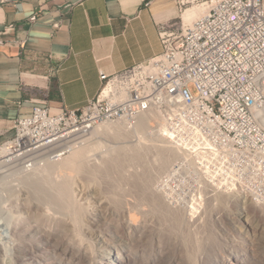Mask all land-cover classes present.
<instances>
[{
    "label": "built area",
    "instance_id": "obj_1",
    "mask_svg": "<svg viewBox=\"0 0 264 264\" xmlns=\"http://www.w3.org/2000/svg\"><path fill=\"white\" fill-rule=\"evenodd\" d=\"M207 2L193 19L159 24L162 50L146 64L101 73L103 85L82 108L52 112L35 105L18 117L7 141L15 167L60 158L102 121L124 119L135 127L155 112L181 151L165 186L178 172L197 180L196 196L243 193L264 204V0ZM150 120L155 127L156 118Z\"/></svg>",
    "mask_w": 264,
    "mask_h": 264
},
{
    "label": "rangeland",
    "instance_id": "obj_2",
    "mask_svg": "<svg viewBox=\"0 0 264 264\" xmlns=\"http://www.w3.org/2000/svg\"><path fill=\"white\" fill-rule=\"evenodd\" d=\"M203 1H207V0H196L195 3H197V2L202 3ZM185 5H187V4H185ZM192 6H194V5H192ZM195 7L192 10H187L186 12H184V16L186 17V20H189L188 19L189 13H192V12L196 13V15L194 17H192V19L201 15V13L203 11L198 14V10L195 9ZM202 8H204V6ZM186 13H188V14H186ZM103 83H105V82H103ZM188 87H189V90L193 94L197 93V90L192 83H189ZM154 115L156 117L155 113L153 115L151 113V117L149 116L150 118L148 119V123L151 121L150 119L155 118V117H153ZM112 122H114V121H112ZM114 123H118L121 125L122 122L120 123V122L115 121ZM121 126L125 127V125H123V124ZM131 129H128L127 127L125 129L121 128L120 137L117 136L118 138H116V137L113 138V136L108 135V134H111V130H110V132H108V134L103 133L102 136L100 133H99L100 135L97 133L99 135L98 136L96 134L97 137L94 134H92V135L90 134V137L86 140V142L84 144L78 146V147H82L83 145L88 144L89 145L88 147L91 148V147H94L96 145L95 147L97 148V152H96V148H91L92 151H90V149L88 148V151L91 152V153L90 152L89 153L92 155V156L90 155L91 159L88 161L89 170H86V171L81 170V171H78L77 173L73 172V171L68 172V173L72 174L73 177L74 176L76 177L74 180H76L78 178L77 180H79V182H81V183H79L77 181L78 183H73V182L71 183L72 184V191H75L74 196L76 195V198H74V199L68 198V203L65 201L66 200L65 198L63 200V201H65L64 203L55 201L58 198H56V199L48 198L49 194H47L48 192L45 189V187H43V186H42L43 188L41 187L43 190L38 191L41 189L40 188L37 190L38 192H36V190L30 189V190H32V192L34 191V193H32L29 190V188H31L29 186H26V188H24L25 186H21V187H20V185L16 186L17 190H18V191L16 190V194L18 196L12 198L13 200L12 199L10 201L2 200L0 202V206H1L0 232H1V229L4 227L6 220L8 219L10 221V228H11L10 230L13 234L14 239L18 240V241L16 240L18 242V245L20 244L21 241H22L21 244L31 245L32 247L35 246L36 248H37V245H39L37 250L34 248L36 250L35 253L38 256L40 255V257L48 258L47 260L51 263L53 262V264H85V263L86 264H92V261H93L92 258L93 257H92V254H90V253H92V250H95L96 244H95V242H93L94 240L92 239L91 236H93L92 234H94L95 232L97 233V231L102 233L104 236H106L107 240L108 241L110 240L113 244H115V245L119 244V248H120L121 253H123L124 256L128 255L127 258H129V259L131 258L130 262L133 264H141V263L142 264H148L147 258L148 259L150 258V257H148V255L152 256L153 254H158L159 247H161V249H163L164 246H165L164 250H166V251L161 250L162 253L163 254L164 253L169 254L171 256H175V254H176L175 257L182 256V255H179L180 252H182V254H183V252L186 254V253L191 252V250L196 251V249L197 250L201 249L200 252H203V253H205V251H206L208 258H205L203 260L204 262L201 261V263L199 260H197V262H195L196 264H211L210 261L212 262L213 257L214 258L216 257V259H218L220 262L225 264L226 261H227V263L231 262V260H233V257L236 255L239 258L241 257L240 259L243 260L244 264H264V204H260V203L256 202L255 200L251 199V196L243 194V193H230V194L229 193L226 194L225 192L224 193L223 192L212 193L209 191L206 192V190H205L203 192L204 194H201V196H196L197 194H194L193 190L196 189L197 180L193 177H190L189 175H184V174L178 173V172L173 173V174H171V176H169V178L167 180V185L165 186L163 184L164 175L168 170H170L172 167H174L175 160L177 159V157L179 155H174L172 157V160L170 161L169 165L165 169L161 170L158 167L159 165H161V161H160V159H157L155 157V154L157 155V152L155 150H157V149L154 148L155 146L152 148L150 146L151 149H149V146L148 147L145 146V148H143L142 152L148 157V160L150 161L148 166L152 167L148 171L145 170L147 168V167L145 168L146 164L144 166V164L142 162H140L139 160L136 159L135 161H133L134 159H130L129 153L127 151H124V156L121 155L122 158H119L120 157L119 154L117 152L113 151L115 145L124 146L123 144H131V143L126 142V140H131V139H132L131 140L132 143L133 142L135 143L137 141H142V142L145 141L144 143H147L148 141H150L147 138L148 136H150L149 133H148V135H145L142 133L140 134V133H138V131L131 130ZM14 130H15V126H14V123L12 122L11 125L8 127V133L10 134V136L8 137V139L0 141V146L3 143L10 140L9 138L13 134ZM122 132H124V133H122ZM128 134H130V135H128ZM152 135L153 134H151V136ZM98 141H100V142H98ZM93 143H95V144L93 145ZM78 147H75L72 150H70L69 152H66L65 154H63L61 156V158L68 156L71 153V151H73L74 149H76ZM124 147H126V146H124ZM153 148H154V150H153ZM125 149H128V148L126 147ZM94 151H95V153H94ZM92 152H93V154H92ZM61 158H59V159H61ZM122 159L123 160L126 159V160L121 161ZM46 161L47 162L48 161L54 162L55 159L46 160ZM46 161H42L41 166L45 165L44 163ZM83 171H84V173H83ZM6 172L8 173V171H6ZM124 172H125V174H124ZM155 173L159 174L160 177L158 176V179H156L152 182L153 184L149 183V184H151V186L149 184L145 185V184L141 183V179L137 178V175L139 176L140 174L153 175ZM135 174H137V175H135ZM19 176H20V174H16L14 176H11V178L8 180L6 178L3 180L4 181L10 180L11 183H14V182H16V180H11V179H16ZM51 176L53 177V178L51 177L52 181L54 178H55V182H57V183L58 182L60 183V181H63L62 180L63 178H61L60 176L58 177L57 173L56 174L54 173ZM57 180H59V181H57ZM80 184L82 186L86 187V189H88L89 192H94V194L92 193L93 195L100 197V199L103 202H105V203L102 202L100 207L96 211L95 210L93 211L92 217L94 219L92 220V222L84 220L85 225L83 224V219L81 220V217L76 216L77 217L76 218L75 217L76 214L71 213L72 211H76V207L78 209V212L80 211V213L83 210L87 211L90 207L93 209L92 206L89 207V205H88V201L90 202L89 204H91V205H93V203H94V202H91L94 200L92 198V196H93L92 194L88 195V198L86 200H83L84 202H83V204L81 203V206H80V202H82V200H79L77 198V194H76V192L78 191L76 189V186H78L80 188ZM86 184H88V185H86ZM144 185L146 187L149 186L150 188H145ZM142 186H143V189H142ZM18 187H20V188H18ZM122 187H123V189H122ZM92 189H93V191H92ZM154 189H155V191H154ZM26 190L27 191L29 190L32 194L30 192H28L29 193L28 194L26 192ZM151 190H152V193L155 195V197H156L155 199L157 201L155 203L153 201L152 204H154V205H151L153 207L151 209V214H154V215H152V216H154V218H152L151 214L149 213L150 215H148V218H147V220H149V221H146V227L145 228L149 227V228L153 229L154 232H156V234L154 235V233L151 232L153 230H151L149 228L146 230L141 229L142 232H139L141 230H139V231L135 230V233H134V229H132V232H131V229L126 224V220H127L126 218L129 217V214L130 215H136V212H134V210L137 208H134V207L138 206V205H136L137 203H140V204L143 203L142 207H143V205L145 207L148 206L147 203L149 204V202L151 200V196H150L152 194ZM156 190H157V192H156ZM139 192H143V193H139ZM37 194H39L40 196L39 195L36 196ZM146 194H148V196H150V197H148ZM220 194H222V195H220ZM37 197H39V198H37ZM109 197H111V198L109 199ZM134 197H136V198H134ZM141 197H143L144 200H143V198L140 199ZM121 198H122V200H121ZM44 199L47 201V203H45ZM76 199H78V200H76ZM146 199H147V201H146ZM159 200L162 202H160ZM69 201H73V202H69ZM158 201H159V203H163V204H159ZM124 202H125V204H124ZM164 202L165 203L168 202V204L175 207V209H178V207H181V209H184V210L186 209L184 217H181L183 215L182 210H177L178 212L175 209L167 210L164 208L165 210H163V205L165 204ZM71 203H73V205ZM86 203H87L89 208H86V210H85L83 207H87ZM66 204H67V206H66ZM69 204H70V209H69ZM121 204L126 205L125 207L126 208L128 207L127 208L128 210L125 211V209H126L125 207L121 208ZM174 204H176V206ZM177 205H178V207H177ZM72 206H74L75 209H73ZM78 206H79V208H78ZM148 207H146V208L150 209ZM91 208L88 211H91L92 210ZM26 210H30L31 214L27 215L25 212ZM122 210H124L123 211L124 213L122 212ZM8 211L10 212V214ZM37 211H38V213H37ZM68 211H69V213H68ZM129 212H131V213H129ZM160 212H162V213H160ZM166 212H168V213H166ZM169 212H171V213H169ZM189 212H191V213L189 214ZM4 213H5V215H8V214L9 215L5 216ZM240 213H241V215H240ZM68 214H70V215H68ZM171 214H174V215L176 214L177 216L174 217V215H172L174 217L173 218L171 216ZM164 216H166V217H164ZM177 217H178V220L176 221L175 219H177ZM181 219H183V221H181ZM76 220L77 221L80 220L82 223L76 222ZM150 220H151V222H150ZM185 221H186V223H185ZM147 222H148V224H147ZM154 222H155V224H154ZM168 222H170L171 224ZM173 222H175V223H173ZM180 222L181 223L183 222V223L181 224ZM70 223H72V224H70ZM150 223H152L151 226L149 225ZM184 223H185V226H184ZM175 224H177V226ZM189 224H190V226H189ZM12 225H13V227H11ZM147 225H149V226H147ZM178 225L179 226L181 225V227H179ZM75 228L77 229V231H75L76 230ZM129 229H130V231H129ZM162 229H164V232ZM72 230H74V231H72ZM149 230H150V232H149ZM71 231L73 232L72 233L73 235L76 234V236L78 238L76 242L80 246V247H78V245H77L76 247L78 250L74 249L73 253L70 251V242H68L67 244L65 242L66 239H68V238H72V237L76 238V236H71ZM195 231H196V233H195ZM43 233L46 236H44ZM151 233H152L153 237H152ZM137 234H139V235H137ZM177 234H179V235H177ZM168 236H170L171 239ZM23 237H25L24 240L22 239ZM145 237H147V238H145ZM156 237H158V238H156ZM40 238L42 240L43 239H50V244L49 245L46 244V242L44 240L40 241ZM237 238H238V240H237ZM154 239H155V242H154ZM239 239H240V241H239ZM186 240H187V242H186ZM190 240H191V242H190ZM53 241H55V242H53ZM250 244H252V245L250 246ZM64 245H66L68 247V249L66 246L64 247ZM187 245L188 246L191 245L192 247L191 246L188 247ZM201 245H202V248H201ZM42 246H44V247H42ZM62 247H63V249H62ZM204 247H206V248H204ZM65 248H66L67 252L64 251ZM60 249H62L63 252ZM59 251H61V252L59 253ZM74 251H75V253H74ZM76 251L78 253H76ZM79 251H81V252H79ZM64 252H65V254H64ZM67 253H69V254L67 255ZM44 254H45V256H44ZM84 254L86 255V259H85ZM145 256H146V258H145ZM209 258H211L212 260ZM1 259H2V261H1ZM132 260H134V261H132ZM27 262L24 264L30 263V262H28V263ZM4 263H5V261H3V258L0 257V264H4ZM5 264H8V262ZM11 264H23V262L13 260L11 262Z\"/></svg>",
    "mask_w": 264,
    "mask_h": 264
},
{
    "label": "crops",
    "instance_id": "obj_3",
    "mask_svg": "<svg viewBox=\"0 0 264 264\" xmlns=\"http://www.w3.org/2000/svg\"><path fill=\"white\" fill-rule=\"evenodd\" d=\"M195 1L0 0V141L33 106L80 109L101 73L146 64L162 50L159 24L186 21Z\"/></svg>",
    "mask_w": 264,
    "mask_h": 264
},
{
    "label": "bare ground",
    "instance_id": "obj_4",
    "mask_svg": "<svg viewBox=\"0 0 264 264\" xmlns=\"http://www.w3.org/2000/svg\"><path fill=\"white\" fill-rule=\"evenodd\" d=\"M196 6V7H195ZM204 6V8H202V7ZM195 7V9H197L198 10V14L200 13V12H202L201 14H203V13H205L206 11H207V8H208V2L207 1H203L202 3H200V6L199 5H194V6H191V7H189V8H187L186 10H185V12L187 11V10H192L193 8ZM186 14H188V13H186ZM196 15V13L195 12H192V13H189L188 14V19H192V17H194ZM166 46H168V47H175V40L174 39H166ZM108 88V86L107 87H105L104 89H103V91H102V95L103 94H105L106 92H107V89ZM151 113H152V115L155 113V112H150V113H147V114H144V115H142V116H140V118L138 119V122H137V124L135 125V127H128V125H127V123H126V121L124 120V119H114V120H105V121H102V122H100V123H98L97 125H95V126H93L91 129H90V131H89V136H88V138L90 137V134L92 135V134H94V135H96L97 133L99 134H101V136L103 135V133H107L108 134V132H110V130H111V134H108V135H111V136H113V138L114 137H116V138H118L117 136H119L120 137V131H121V128H123V129H125L126 127L128 128V129H131V130H135V131H138V133H142V134H145V135H148V133L150 134V136H148L147 138H148V140H150V141H148L147 143H144V142H142V141H137V142H131V140H126V142H128V143H131V144H123L124 146H126L128 149H125L126 147H124V146H122V145H115L114 146V149H113V151H115V152H117L118 154H119V158H122L121 157V155H123L124 156V151H127L128 153H129V158L130 159H134L133 161H135L136 159L137 160H139L140 162H142L143 164H144V166H145V164H146V166H145V170L146 171H148V170H150V168H152L151 166H148L149 165V160H148V157L142 152L143 151V148H145V146L146 147H148L149 146V149H151L152 147H154V148H156L157 150H155L156 152H157V155L155 154V157L157 158V159H160V161H161V165H159L158 167H159V169H161V170H163V169H165L168 165H169V163H170V161L172 160V157L174 156V155H181V151H180V149L177 147V146H175L170 140H169V137H170V133H169V131L167 130V127H166V125H165V122L162 120V119H160V117L158 116V114L157 113H155L156 114V117H155V115L153 116V117H155L156 118V120H157V124H156V126L155 127H152V126H150L149 124H148V119L151 117ZM150 116V117H149ZM112 121H116V122H122L121 123V125L123 124V125H125V127L123 126H121L120 124H118V123H114V122H112ZM103 123V124H102ZM113 130V131H112ZM102 132V133H101ZM119 133V134H118ZM122 133H124V132H122ZM97 134V135H98ZM99 134V135H100ZM106 134V135H107ZM151 134H153L152 136H151ZM97 135H96V137H97ZM98 135V136H99ZM127 135V134H126ZM128 135H130V134H128ZM87 138V139H88ZM86 139V140H87ZM129 139V138H128ZM86 140L83 142V144L86 142ZM93 140V139H92ZM91 140V141H92ZM100 140V139H99ZM124 140V141H125ZM90 141V142H91ZM98 142H100V141H98ZM8 144H9V142H5V143H3L1 146H0V202L2 201V200H5V201H10L12 198H14V197H16V196H18L17 194H16V190H17V187L16 186H19L20 185V187L21 186H25L24 188H26V186H29V187H31V188H29V190L30 189H32V190H36V192H38V191H41V190H43L42 188L43 187H45V189L47 190V194H49V196H48V198H54V199H56V198H58V199H56L55 201H58V202H62V203H64L65 201L68 203V198L70 199V198H72V199H74V198H76V195L74 196V193H75V191H72V182L73 183H78L79 182V180H74L76 177L74 176L73 177V175L72 174H70V173H68L69 171L70 172H78V171H81V170H89V168H88V165H89V163H88V161L91 159V157H90V151H92L91 150V148H96L95 146L94 147H91V148H89L88 146V144H86V145H83L82 147H78V148H76V149H74L73 151H71V153L68 155V156H66V157H64V158H61V159H59L58 158V160L57 159H55V161L53 162V161H46V160H51V158H47V159H41V160H39V161H37V162H35V164L31 167V168H29V169H22V168H18V167H15V165L12 163V155H10V153H11V150H10V148H9V146H8ZM95 143H93V145H94ZM82 145V144H81ZM92 145V144H91ZM90 145V146H91ZM80 146V145H79ZM150 146H151V148H150ZM88 148L90 149V151H88ZM154 148H153V150H154ZM148 149V148H147ZM95 150V149H94ZM154 151V152H155ZM90 152V153H89ZM96 152H97V148H96ZM114 152V153H115ZM155 152V153H156ZM94 153H95V151H94ZM113 153V154H114ZM127 153V154H128ZM92 154H93V152H92ZM92 156V155H91ZM90 157V158H89ZM97 157V156H96ZM127 157V156H126ZM125 158V157H124ZM127 159V158H126ZM126 159H124V160H126ZM123 159L121 160V161H124ZM42 161H46L44 164L45 165H42L41 166V164H42ZM115 161V160H114ZM120 161V162H121ZM50 162V163H49ZM91 162V161H90ZM97 162V161H96ZM95 162V163H96ZM129 163V162H128ZM90 167V166H89ZM115 167V166H114ZM113 167V168H114ZM122 167V166H121ZM126 167V166H125ZM104 168V167H103ZM144 168V167H143ZM91 169V168H90ZM11 170V171H10ZM98 170V169H97ZM6 171H8V173L6 172ZM123 171V170H122ZM89 172V171H88ZM92 172V171H91ZM94 172V171H93ZM97 172V171H96ZM56 174L57 173V176L59 177H61V178H63L62 180L63 181H60V183L58 182H55V178L53 179V181H52V179H51V175L52 174ZM83 173H84V171H83ZM134 173V172H133ZM16 174H20V176L18 177V178H16V179H11V180H16V182H14V183H11L10 182V180L9 181H4L3 179H10L11 178V176H14V175H16ZM102 174V173H101ZM124 174H125V172H124ZM103 175V174H102ZM130 175V174H129ZM135 175H137V174H135ZM134 175V176H135ZM88 176V175H87ZM133 176V175H132ZM158 176H159V174H157V173H155V174H153V175H148V174H140L139 176L137 175V178H139V179H141V183H143V184H145V185H148L149 183H152L154 180H156V179H158ZM56 177V176H55ZM122 177V176H121ZM160 177V176H159ZM53 178V177H52ZM57 178V177H56ZM87 178V177H86ZM81 179V178H80ZM88 179V178H87ZM91 180V179H90ZM122 180V179H121ZM126 180V179H125ZM131 180V179H130ZM57 181H59V180H57ZM78 181V182H77ZM119 181V180H118ZM79 183H81V182H79ZM153 184V183H152ZM86 185H88V184H86ZM85 185V186H86ZM131 185V184H130ZM144 185V186H145ZM150 186H151V184H149ZM43 186V187H42ZM153 186V185H152ZM20 187H18V188H20ZM42 187V188H41ZM41 188V189H40ZM52 188V189H51ZM145 188H150L149 186H145ZM38 189H40V190H38ZM76 189L78 190L77 192H76V194H77V198L79 199V200H82V202H80V206H81V203L83 204V200H86L87 198H88V195H91L92 193L94 194V192H89L88 191V189H86V187H84V186H82L81 184H80V188L78 187V186H76ZM100 189V188H99ZM119 189V188H118ZM122 189H123V187H122ZM132 189V188H131ZM140 189V188H139ZM142 189H143V186H142ZM27 191L26 190V192L28 193V192H32V190H30V191ZM38 190V191H37ZM91 190V189H90ZM121 190V189H120ZM136 190V189H135ZM147 190V189H146ZM150 190V189H149ZM18 191V190H17ZM23 191V190H22ZM92 191H93V189H92ZM127 191V190H126ZM154 191H155V189H154ZM153 191V192H154ZM30 192V193H31ZM51 192V193H50ZM73 192V193H72ZM123 192V191H122ZM135 192V191H134ZM156 192H157V190H156ZM215 192H222V191H215ZM32 193H34V191L32 192ZM31 193V194H32ZM139 193H143V192H139ZM150 193V192H149ZM151 193H152V190H151ZM150 193V194H151ZM224 193V192H223ZM29 194V193H28ZM42 194V193H41ZM92 194V195H93ZM134 194V193H133ZM136 194V193H135ZM138 194V193H137ZM227 194V193H226ZM230 194V193H229ZM39 194H37L36 196H38ZM46 195V194H45ZM44 195V196H45ZM102 195V194H101ZM118 195V194H117ZM143 195V194H142ZM147 196H148V194H146ZM164 195V194H163ZM220 195H222V194H220ZM40 196V195H39ZM43 196V197H44ZM105 196V195H104ZM110 196V195H109ZM140 196V195H139ZM144 196V195H143ZM151 200H150V202H149V204L147 203V205L149 206H146V207H148V208H150V209H147L144 205H143V207H142V204H140V203H137L136 205H138L137 207H134V208H137V209H135L134 210V212H136V215H130L129 213H131V212H129L128 214H129V217L128 218H126L127 220H126V224H127V226L131 229V232H132V229H134V233H135V230H146V229H148L149 227H147V228H145L146 227V221H149V220H147V218H148V215H150L151 214V209L153 208L151 205H154V204H152L153 203V201H154V203L157 201L155 198V195L152 193L151 195ZM150 196H148V197H150ZM167 196V195H166ZM227 196V195H226ZM28 197V196H27ZM91 197V196H90ZM145 197V196H144ZM37 198H39V197H37ZM64 198L66 199L65 201H63L64 200ZM92 198L94 199L93 201H91V202H94L93 203V205H91V204H89L90 202L88 201V205H89V207L90 206H92L93 207V209L91 210V211H88L90 208L88 207V205H87V203H86V205H87V207H83L85 210H86V208H89L87 211H82L81 213H80V211L78 212V209H77V207H76V211H70L71 213H75L76 215H75V217L77 216V217H81V220L83 219V224L85 223L84 222V220L85 221H91L92 222V220L94 219L93 217H92V214H93V211L95 210H97L99 207H100V205H101V203L103 202L101 199H100V197H97V196H95V195H93L92 196ZM111 197H109V199H110ZM134 198H136V197H134ZM143 197H141L140 199H142ZM42 199V198H41ZM78 199H76V200H78ZM103 199V198H102ZM158 199V198H157ZM222 199V198H221ZM13 200V199H12ZM121 200H122V198H121ZM143 200H144V198H143ZM217 200V199H216ZM228 200V199H227ZM44 201H45V203H47V201L44 199ZM107 201V200H106ZM133 201V200H132ZM139 201V200H138ZM137 201V202H138ZM146 201H147V199H146ZM160 201V200H159ZM159 201H158V203H159ZM69 202H73V201H69ZM78 202V203H79ZM86 202V201H85ZM144 202V201H143ZM160 202H162V201H160ZM103 203H105V202H103ZM165 203V202H164ZM72 205H73V203H71ZM124 204H125V202H124ZM145 204V203H144ZM159 204H163V203H159ZM222 204V203H221ZM62 205V204H61ZM85 205V206H86ZM114 205V204H113ZM123 204H121V208H123V207H125L126 205H123ZM135 205V206H136ZM146 205V204H145ZM157 205V204H156ZM175 206H176V204H174ZM66 206H67V204H66ZM36 207V206H35ZM116 207V206H115ZM130 207V206H129ZM177 207H178V205H177ZM176 207V208H177ZM209 207V206H208ZM34 208V207H33ZM68 208V207H67ZM72 208L73 209H75L74 208V206H72ZM78 208H79V206H78ZM126 208V207H125ZM128 208V207H127ZM125 209V211H127L128 209ZM157 208V207H156ZM167 209V210H170V209H175V207H173V206H171V205H169L168 204V202L167 203H165L164 205H163V210H165V209ZM192 208V207H191ZM69 209H70V204H69ZM38 210V209H37ZM72 210V209H71ZM131 210V209H130ZM129 210V211H130ZM156 210V209H155ZM166 210V211H167ZM176 211L177 210H182L183 211V215L181 216V217H184V214H185V212H186V209L184 210V209H181V207H178V209H175ZM0 211H1V206H0ZM124 210H122V212H123ZM6 212V211H5ZM9 212V211H8ZM26 212V214L27 215H30L31 213V211L30 210H26L25 211ZM178 212V211H177ZM37 213H38V211H37ZM68 213H69V211H68ZM124 213V212H123ZM126 213V212H125ZM150 213V214H149ZM160 213H162V212H160ZM166 213H168V212H166ZM169 213H171V212H169ZM182 213V212H181ZM191 212H189V214H190ZM9 214H10V212H9ZM8 214V215H9ZM36 214V213H35ZM34 214V215H35ZM60 214V213H59ZM134 214V213H133ZM188 214V215H189ZM4 215H5V213H4ZM8 215H5V216H8ZM68 215H70V214H68ZM152 215H154V214H151V216ZM164 215V214H163ZM172 215H174V214H171V216ZM240 215H241V213H240ZM73 216V215H72ZM175 216H177L176 214L174 215V217ZM186 216V215H185ZM245 216V215H244ZM12 217V216H11ZM76 217V218H77ZM163 217V216H162ZM164 217H166V216H164ZM173 217V216H172ZM173 217V218H174ZM10 218V217H9ZM63 218V217H62ZM67 218V217H66ZM152 218H154V216H152ZM245 218V217H244ZM12 219V218H11ZM60 219V218H59ZM75 219V218H74ZM164 219V218H163ZM167 219V218H166ZM185 219V218H184ZM13 220V219H12ZM63 220V219H62ZM176 221L178 220V217H177V219H175ZM70 221V220H69ZM74 221V220H73ZM167 221V220H166ZM174 221V220H173ZM181 221H183V219H181ZM190 221V220H189ZM236 221V220H235ZM76 222H81L80 220L79 221H77L76 220ZM117 222V221H116ZM150 222H151V220H150ZM159 222V221H158ZM196 222V221H195ZM13 223V222H12ZM82 223V222H81ZM163 223V222H162ZM168 223H170V222H168ZM173 223H175V222H173ZM177 223V222H176ZM181 223V222H180ZM179 223V224H180ZM183 223V222H182ZM181 223V224H182ZM185 223H186V221H185ZM185 223H184V226H185ZM70 224H72V223H70ZM147 224H148V222H147ZM151 224L152 223H150L149 225L151 226ZM154 224H155V222H154ZM157 224V223H156ZM171 224V223H170ZM196 224V223H195ZM85 225V224H84ZM149 225H147V226H149ZM162 225V224H161ZM176 226H177V224H175ZM159 226V225H158ZM170 226V225H169ZM179 226V225H178ZM187 226V225H186ZM189 226H190V224H189ZM194 226V225H193ZM11 227H13V225L11 226ZM154 227V226H153ZM163 227V226H162ZM171 227V226H170ZM179 227H181V225L179 226ZM16 228V227H15ZM52 228V227H51ZM77 228V227H76ZM75 228V229H76ZM185 228V227H184ZM210 228V227H209ZM11 228H10V221L7 219L6 220V222H5V225H4V227L1 229V232H0V257L1 258H3V261H5V263H7L8 262V264H11V262L13 261V260H17V261H20V262H23V264L24 263H26L27 261L28 262H30V263H28V264H53V262L51 263V262H49L47 259L48 258H46V257H40V255L38 256L36 253H35V251L37 250V248L39 247V245H37V248L34 246V247H32L31 245H24V244H21V242H20V244L18 245V240L17 239H14V237H13V234H12V232H11V230H10ZM41 229V228H40ZM71 229V228H70ZM87 229V228H86ZM130 229H129V231H130ZM149 229H151V228H149ZM171 229V228H170ZM179 229V228H178ZM205 229V228H204ZM208 229V228H207ZM15 230V229H14ZM142 230L141 231H139V232H142ZM151 230H153V229H151ZM163 230V232H164V229H162ZM185 230V229H184ZM45 231V230H44ZM43 231V232H44ZM72 231H74V230H72ZM71 231V236H76V234H72L73 232ZM75 231H77V229L75 230ZM137 231V232H138ZM156 231V230H155ZM158 231V230H157ZM49 232V231H48ZM69 232V231H68ZM149 232H150V230H149ZM152 233H154V235L156 234V232H154V230L153 231H151ZM167 232V231H166ZM169 232V231H168ZM205 232V231H204ZM242 232V231H241ZM42 233V232H41ZM64 233V232H63ZM67 233V232H66ZM145 233V232H144ZM152 233H151V235H152ZM195 233H196V231H195ZM194 233V234H195ZM198 233V232H197ZM44 234V233H43ZM150 234V233H149ZM176 234V233H175ZM181 234V233H180ZM189 234V233H188ZM187 234V235H188ZM202 234V233H201ZM93 236H91L92 237V239L94 240L93 242H95V244H96V248H95V250H92V253H90V254H92V259H93V261H92V264H133V263H131L130 262V259L129 258H127V256H124V254L123 253H121V251H120V248H119V244L118 245H115V244H113L110 240L108 241L107 240V237L106 236H104L102 233H100V232H98L97 231V233L95 232L94 234H92ZM137 235H139V234H137ZM150 235V236H151ZM168 235V234H167ZM177 235H179V234H177ZM184 235V234H183ZM193 235V234H192ZM20 236V235H19ZM44 236H46L45 234H44ZM70 236V237H71ZM157 236V235H156ZM171 236V235H170ZM170 236H168V237H170ZM185 236V235H184ZM27 237V236H26ZM50 237V236H49ZM139 237V236H138ZM152 237H153V235H152ZM155 237V236H154ZM165 237V236H164ZM24 238L25 237H23L22 239L24 240ZM145 238H147V237H145ZM150 238V237H149ZM156 238H158V237H156ZM176 238V237H175ZM174 238V239H175ZM180 238V237H179ZM77 236H76V238H68V239H66V244L68 243V242H70V251L73 253V250L74 249H76V250H78L77 249V245H78V243L76 242L77 241ZM84 239V238H83ZM138 239V238H137ZM144 239V238H143ZM164 239V238H163ZM170 239H171V237H170ZM186 239V238H185ZM17 240V241H16ZM26 240V239H25ZM42 239L40 238V241H41ZM45 242H46V244H50V239H43ZM42 240V241H43ZM53 240V239H52ZM130 240V239H129ZM158 240V239H157ZM165 240V239H164ZM169 240V239H168ZM177 240V239H176ZM179 240V239H178ZM199 240V239H198ZM237 240H238V238H237ZM153 241V240H152ZM189 241V240H188ZM239 241H240V239H239ZM48 242V243H47ZM53 242H55V241H53ZM92 242V243H93ZM154 242H155V239H154ZM158 242V241H157ZM160 242V241H159ZM186 242H187V240H186ZM190 242H191V240H190ZM199 242V241H198ZM208 242V241H207ZM24 243V242H23ZM77 243V244H76ZM147 243V242H146ZM150 243V242H149ZM170 243V242H169ZM173 243V242H172ZM175 243V242H174ZM177 243V242H176ZM183 243V242H182ZM189 243V242H188ZM195 243V242H194ZM219 243V242H218ZM80 244V243H79ZM82 244V243H81ZM123 244V243H122ZM127 244V243H126ZM155 244V243H154ZM157 244V243H156ZM187 244V243H186ZM44 245V244H43ZM170 245V244H169ZM192 245V244H191ZM191 245H189V246H191ZM198 245V244H197ZM203 245V244H202ZM202 245H201V248H202ZM208 245V244H207ZM219 245V244H218ZM249 245V244H248ZM252 244H250V246H251ZM45 246V245H44ZM44 246H42V247H44ZM66 245H64V247H65ZM86 246V245H85ZM148 246V245H147ZM158 246V245H157ZM171 246V245H170ZM183 246V245H182ZM188 246V245H187ZM188 246V247H189ZM259 246V245H258ZM47 247V246H46ZM67 247V246H66ZM78 247H80L79 245H78ZM152 247V246H151ZM156 247V246H155ZM159 247V246H158ZM163 247V246H162ZM165 247V246H164ZM164 247H163V249H161V247H159V252H158V254H153L152 256H150V255H148V257H150L149 259L147 258V263L148 264H196L195 262H197V260H199L200 261V263H201V261L202 262H204L203 260L205 259V258H208L207 256V252L205 251V253H203V252H200V250H197L196 249V251H193V250H191V252H189V253H184L183 252V254H182V252H180L179 253V255H182V256H178V257H175L176 256V254H175V256H171V255H169V254H163L162 253V251L164 250ZM177 247V246H176ZM192 247V246H191ZM209 247V246H208ZM36 250H35V249ZM41 248V247H40ZM132 248V247H131ZM153 248V247H152ZM167 248V247H166ZM165 248V249H166ZM183 248V247H182ZM196 248V247H195ZM204 248H206V247H204ZM218 248V247H217ZM62 249H63V247H62ZM62 249H60V250H62ZM67 249H68V247H67ZM80 249V248H79ZM88 249V248H87ZM177 249V248H176ZM41 250V249H40ZM39 250V251H40ZM59 250V249H58ZM154 250V249H153ZM156 250V249H155ZM162 250V251H161ZM171 250V249H170ZM206 250V249H205ZM212 250V249H211ZM54 251V250H53ZM64 251L65 252H67L66 251V248L64 249ZM89 251V250H88ZM164 251H166V250H164ZM179 251V250H178ZM204 251V250H203ZM44 252V251H43ZM42 252V253H43ZM46 252V251H45ZM58 252V251H57ZM56 252V253H57ZM61 251H59V253H60ZM62 252H63V250H62ZM65 252H64V254H65ZM79 252H81V251H79ZM85 252V251H84ZM144 252V251H143ZM149 252V251H148ZM250 252V251H249ZM70 253V252H69ZM69 253H67V255L69 254ZM74 253H75V251H74ZM76 253H78L77 251H76ZM157 253V252H156ZM123 254V255H122ZM129 254V253H128ZM178 254V253H177ZM213 254V253H212ZM56 255V254H55ZM71 255V254H70ZM173 255V254H172ZM214 255V254H213ZM239 255V254H238ZM44 256H45V254H44ZM83 256V255H82ZM84 256H85V259H86V255L84 254ZM83 256V257H84ZM89 256V255H88ZM136 257V256H135ZM81 258V257H80ZM134 258V257H133ZM145 258H146V256H145ZM241 258V257H240ZM237 255L236 256H234L233 257V260H231V262H229V263H227V261H226V263L225 264H244V262H243V260H241ZM209 259H211V258H209ZM212 260V259H211ZM1 261H2V259H1ZM81 261V260H80ZM84 261V260H83ZM86 261V260H85ZM132 261H134V260H132ZM146 261V260H145ZM136 262V261H135ZM247 262V261H246ZM4 263V264H5ZM61 263V262H60ZM84 263V262H83ZM91 263V262H90ZM140 263V262H139ZM199 263V262H198ZM210 263L211 264H224V263H222V262H220L218 259H216V257L214 258L213 257V260H212V262L210 261ZM86 264V263H85ZM142 264V263H141Z\"/></svg>",
    "mask_w": 264,
    "mask_h": 264
}]
</instances>
